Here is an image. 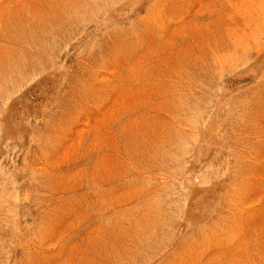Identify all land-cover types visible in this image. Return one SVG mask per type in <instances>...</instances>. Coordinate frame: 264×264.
Instances as JSON below:
<instances>
[{
    "label": "rangeland",
    "instance_id": "rangeland-1",
    "mask_svg": "<svg viewBox=\"0 0 264 264\" xmlns=\"http://www.w3.org/2000/svg\"><path fill=\"white\" fill-rule=\"evenodd\" d=\"M0 264H264V0H0Z\"/></svg>",
    "mask_w": 264,
    "mask_h": 264
}]
</instances>
